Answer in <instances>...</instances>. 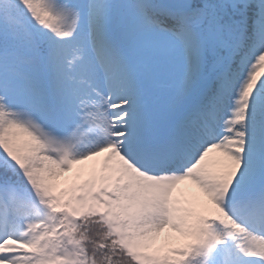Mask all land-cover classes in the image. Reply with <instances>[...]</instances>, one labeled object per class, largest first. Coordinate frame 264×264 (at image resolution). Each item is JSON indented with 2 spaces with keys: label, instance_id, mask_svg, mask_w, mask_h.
<instances>
[{
  "label": "snow or ice",
  "instance_id": "snow-or-ice-1",
  "mask_svg": "<svg viewBox=\"0 0 264 264\" xmlns=\"http://www.w3.org/2000/svg\"><path fill=\"white\" fill-rule=\"evenodd\" d=\"M0 264H264V0H0Z\"/></svg>",
  "mask_w": 264,
  "mask_h": 264
}]
</instances>
